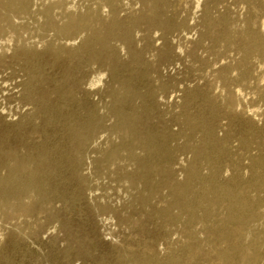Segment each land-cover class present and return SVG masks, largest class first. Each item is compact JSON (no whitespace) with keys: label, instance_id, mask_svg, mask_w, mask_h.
I'll return each mask as SVG.
<instances>
[{"label":"rangeland","instance_id":"1","mask_svg":"<svg viewBox=\"0 0 264 264\" xmlns=\"http://www.w3.org/2000/svg\"><path fill=\"white\" fill-rule=\"evenodd\" d=\"M251 215L264 0H0V264H243Z\"/></svg>","mask_w":264,"mask_h":264},{"label":"bare ground","instance_id":"2","mask_svg":"<svg viewBox=\"0 0 264 264\" xmlns=\"http://www.w3.org/2000/svg\"><path fill=\"white\" fill-rule=\"evenodd\" d=\"M241 210H245V208L242 206H239ZM244 212V211H243ZM244 220V221H243ZM254 220V216H247L246 219H236L235 221V237L236 241L235 244L232 248L233 251L237 252V255L241 258L243 264H256L259 261V253L262 251L263 246H264V237H254L251 236L250 242L246 247H243L240 245V240L242 235L245 233L247 235H250L248 231V226L250 222ZM264 234V232H263ZM257 235V234H256ZM243 245V244H242ZM219 261L221 264H226L227 258L225 255H220L218 257Z\"/></svg>","mask_w":264,"mask_h":264}]
</instances>
